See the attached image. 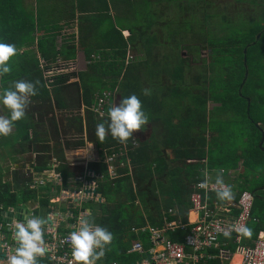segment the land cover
<instances>
[{"label":"trees","instance_id":"1","mask_svg":"<svg viewBox=\"0 0 264 264\" xmlns=\"http://www.w3.org/2000/svg\"><path fill=\"white\" fill-rule=\"evenodd\" d=\"M36 1L40 5L51 0ZM61 1L71 7L67 15L77 21V35L40 36L48 29L39 6L36 16L23 0H0V91L8 97L1 103L16 128L9 137L19 142L21 153L42 157L38 171L57 165L62 177L61 185L47 180L45 186L33 189L30 173L14 171L10 181L0 183V233L7 229L9 218L23 217L29 201L40 199V208L30 210L38 218L51 211L50 199L58 195H51L55 189L58 193L83 189V169L72 166L66 151L90 143L119 153L121 139L130 142L137 137L135 128L124 126L121 136L115 129L114 121L126 115L135 118L141 132L145 122L156 124H148L151 131L136 138V147L121 151L114 163L116 177H111L104 161L93 166L97 176L88 182L96 183L94 199L82 208H91L106 241L107 254L99 264H135L142 257L131 248L139 241L146 249L147 233L135 234L133 227H161L177 219L186 223L189 199L204 166L213 181L218 169L235 170L242 161L243 178L258 176L253 186L264 185V14L252 20L248 16L250 22H240L237 29L227 15L228 7L235 6L241 20L249 12L244 9L254 2L221 0L207 13V0ZM158 5L167 6L160 10ZM169 7L175 13H169ZM126 12L128 29L121 21ZM169 14L174 19L163 21L162 16ZM220 18L222 28L233 30L226 37H213L200 28L203 20ZM159 27L166 31L165 43L154 32ZM123 28L132 34L127 39ZM154 39L161 41L162 49ZM36 45L44 65L33 50L21 52ZM80 50L87 65L74 72L69 63L77 61ZM203 52L206 56L201 58ZM17 97L25 100L18 102ZM209 103L213 106L208 110ZM96 108L107 117L100 118ZM56 110L64 114L62 123ZM199 192L203 197V190ZM253 195L255 217L257 200L261 201ZM98 197L103 201L97 202ZM207 198L212 201L218 195L209 193ZM64 208L63 212L74 211L70 222L75 223L80 209L72 202ZM174 208L175 214L168 216ZM249 227L252 234L245 233L244 246H250L260 232L257 223ZM209 264L218 262L213 259Z\"/></svg>","mask_w":264,"mask_h":264},{"label":"built area","instance_id":"2","mask_svg":"<svg viewBox=\"0 0 264 264\" xmlns=\"http://www.w3.org/2000/svg\"><path fill=\"white\" fill-rule=\"evenodd\" d=\"M103 100L100 101V107ZM99 115L103 114L102 109H96ZM204 180L195 185L196 191L189 199L190 208L188 210V220L185 223L181 219L166 222L162 229H152L146 227L140 229L142 232L148 230L147 248L141 242L136 241L131 248L132 252L140 254L142 257L135 264H209L210 260L216 259L220 264H264V238L259 237L251 248H234V253H230L228 245L239 243V237L244 232L246 222L253 204V197L244 192L237 202L228 199L230 189L220 182L209 181V175L205 173ZM199 190H203L201 197ZM214 193L224 195L209 201L207 195ZM82 195V193L80 194ZM81 200L79 195L76 197ZM72 204H77L76 199H72ZM176 211V210H175ZM237 211L238 216L234 213ZM193 213L194 219L190 218ZM35 217L34 215H30ZM21 220V219H20ZM23 221V220H21ZM16 223L15 217H11L7 222L8 228L22 226ZM31 230L30 226H25ZM138 232V230H136ZM84 235L81 228L76 233L59 235L56 229L47 232V239L44 245L36 243L28 247L26 243L10 244L3 232L0 234V264H17L19 256H24V264H32L34 256L39 257L47 252L48 260L42 264H97L93 258L100 249L103 239L98 234ZM186 232V234H185ZM176 237V238H174ZM91 239L96 241V244ZM216 252L212 255L210 252Z\"/></svg>","mask_w":264,"mask_h":264},{"label":"crops","instance_id":"3","mask_svg":"<svg viewBox=\"0 0 264 264\" xmlns=\"http://www.w3.org/2000/svg\"><path fill=\"white\" fill-rule=\"evenodd\" d=\"M23 4L24 7L27 10H33L34 14L37 16L38 14V6L41 12V19L43 22V25L45 28L48 29L47 33H43L40 36H45V37H53L55 35H58L59 37H67L70 35H77L78 34V23L77 21L74 22L73 20H71V18L67 15V12L71 11V7L69 6H64L65 2H62L61 0H51V1H45L42 2L40 5L37 4L36 0H23ZM61 17V19L59 20V17ZM58 21L61 22L58 23ZM62 27V29H60L59 31H54L53 29L56 27ZM125 34V33H124ZM123 34V36H124ZM33 50L36 54V59L39 58L42 62V64L44 65V61L38 51V47L37 45L31 48H24L23 50H21V52L23 51H30ZM79 64H83L84 67L82 70H85L86 68V61H85V57H84V53L83 51H79L78 53V59L76 62H74L73 66L74 68H76ZM76 71V70H75ZM74 71V72H75ZM2 93L0 91V117L3 116L6 118V113L5 110L2 106L1 101L4 98H8V97H2ZM3 119H0V167L2 168V170H0V183H5L6 181H10L14 171H24V172H28L32 175L34 182L33 185L31 187L33 188H39L40 186H45L46 184H48V181H46L48 179V173L49 172H42L38 171L36 168H38L40 165L39 163L40 160L42 159V157H40V155H38L36 152H24L21 153V145H19V142H15L13 139H11L9 136L11 134H13L14 132H16V129L12 128L11 123L7 121V119L5 121H3ZM12 129V130H11ZM88 148L89 149H93L92 145L90 143H88ZM97 152V153H96ZM96 155V157H98V150L94 152ZM73 154L72 151H66V156L68 161L69 157ZM21 159V160H20ZM80 159V158H79ZM20 160V161H18ZM78 159H74V161H77ZM88 161L89 163L92 161L91 160V156H89V158H86L84 161ZM241 162L239 163V167H238V171L237 170H232V173L228 176H222L219 178L220 181H226L228 184H231L232 188L237 192L239 188L242 189H247V190H251L254 191L260 198L259 200L261 201V203L258 202V209H257V214L254 218H256L258 220V225L260 227V231L263 233L264 235V185H258L259 182L257 183V186H253V181L256 180L258 178V176L254 177L252 175H249L246 179L243 178V176L241 175ZM95 165L92 164V167H90V170L92 168H94L93 166ZM101 165V163H99V166ZM97 171V169H95V172ZM237 171L236 174H234L233 172ZM92 177L90 179L95 178L94 176V171L92 170ZM240 173V174H239ZM2 175V176H1ZM51 175V174H49ZM40 179H43V181L41 182V184H38V181ZM94 182L91 181L89 184H86L88 189H90L91 191H95V186H93ZM95 184V183H94ZM75 191V190H72ZM72 191H60V193H58V190L55 189L53 194H58L55 197H52L50 199V202L57 208V210H59L60 213H63L64 206L68 205V202L70 200H72L73 198L77 200V205L78 207H80V209H84L82 207H84L85 205L83 203L86 202H90L92 199H94V195L92 198H88L84 201H80L78 200L76 197L77 195L75 193H72ZM99 198V197H98ZM40 199H38L37 201H33L32 203L35 204V209L36 208H40ZM54 200H58L56 202H53ZM98 200V199H97ZM28 204V203H27ZM76 205V204H75ZM28 206V205H27ZM34 210V209H33ZM91 210L90 209H86V212H89ZM68 212H71L69 209L67 210ZM39 216V223L42 224L43 226L47 227L46 224V216L44 217V213L42 215H38ZM66 219V218H65ZM23 235V234H22ZM18 235L14 234L13 235V239L15 241H17ZM43 262H47V258L46 256L42 259H40L39 261H36V264H42ZM224 264H228L227 262Z\"/></svg>","mask_w":264,"mask_h":264},{"label":"rangeland","instance_id":"4","mask_svg":"<svg viewBox=\"0 0 264 264\" xmlns=\"http://www.w3.org/2000/svg\"><path fill=\"white\" fill-rule=\"evenodd\" d=\"M140 1L141 2L143 1L144 2V0H140ZM247 1L254 2L255 5H250L246 9H244V11H249V12H247L246 15H241V20H239V18H238V11L236 10L235 6L228 7V13H227V15H228L229 19L231 20L229 22L232 24V27H234L236 29L239 27V23L240 22H244V23L245 22H250L249 19H251V20L252 19H256L259 15L264 14V0H247ZM207 2L209 3V4H206V7L208 9V12L207 13L211 12V10H212L213 7L219 6L217 4L223 3V1H221V0H207ZM166 6L167 5H158L157 7H158V9L163 10V9H166ZM125 10H127V9H125ZM168 12L169 13H171V12L175 13V10H173V8H170V10H168ZM254 15H258V16L256 18H254ZM248 16H249V19L247 18ZM61 17L62 16L59 17V20L61 19ZM121 17H122L121 18V21L123 22V26L125 27L127 25L126 28L128 29V26L130 25V23L128 22V18L130 17V14H128L127 12L126 13H122L121 14ZM262 17H264V16H262ZM168 18H173L174 19V16L172 17V16H170V14L168 16L167 15H163L162 16L163 21H166V19H168ZM220 23H222V19L221 18L220 19H217V20H203L199 24H200V28L201 29H203L208 35H212L213 37L214 36H216V37H222V36L223 37H226L231 31H233L230 28H228V29L222 28L220 26ZM248 25L249 24H247L245 26H248ZM163 26H171V23H165V24H163ZM126 28H123L124 32L122 33V36L125 33L124 34L125 39H127L128 37H130L132 35L130 32L126 31ZM141 30L142 31H145V28L142 27ZM154 32L158 36L162 37V40H163L164 43L166 42L167 36L165 35L166 34V31H165L164 27L154 28ZM135 37H137V36H135ZM147 37L152 38V36L150 35V32H147ZM154 40L156 41L157 45L159 47H161V45H160L161 44V41L159 39H154ZM161 49H162V47H161ZM185 53H186V51H185ZM130 54H131V52L129 51L128 52V55H130ZM205 56H206V53L204 54V52H203V54L201 55V58H204ZM201 58L199 56L198 57L195 56V59H196L197 63H200V59ZM128 59H130V58L128 57ZM69 64H74V62H70ZM83 67H84L83 64L81 65V64L78 63V66L76 68H74V67L73 68L69 67V68L72 71H75V70H80ZM69 72H71V71H69ZM74 80H71V81H74ZM23 100H25L23 97H17V101L18 102H22ZM212 106H213V104L209 103L207 109L209 110ZM56 116H57V119L59 121H61V123H62L63 122V119H64V114L62 112H60L59 110H56ZM113 116L114 115L110 116V118H112ZM99 117L100 118H104V117H107V115H106L105 112H103V114H100ZM3 118H4L3 121H5L7 119V121L11 123V125H12L11 127L14 128V129H16L15 126L12 124V120L7 116V114H6V118L3 117V116L0 117V119H3ZM142 119L143 120H146L145 117H143ZM134 120H135V118H131V117L127 116V115H126V118L125 119L123 117V120H121L119 122L115 120L114 121V125L116 126L115 129L118 131V134L121 136L122 128L124 129V126H125L126 128H135V130H136V136H138V137L139 136L140 137H145L146 135L144 133H148V132L151 131V127L148 124H156V123H154V121L153 122H145L144 123L145 124V128L141 132L138 129V125L136 123L134 124ZM123 121L126 122V125H123ZM119 124H121V125H119ZM195 132L197 133L198 132V129H196ZM86 135H85V138H88V136H86ZM209 135H211V133H209L207 136H209ZM77 140H78V138H74L73 139V141H77ZM120 144L122 145V148L120 149L121 151L123 149H126V148L129 149V147L131 146V140L129 142V141H125V140L121 139V143ZM91 145H92V148L93 149H89L88 148V143H86L85 146L79 147V149H77V150H73L72 151L73 154L69 157V160H70V163L72 164V166L75 165V166L79 167L80 169L82 168L83 169L82 170L83 173L85 171H87L86 173H89L90 174V178L93 175L92 170L93 171L95 170L94 169L95 167L90 170V167H92V164L95 163L96 167H98L99 166V163H102L103 162V159H100L99 155H98V157H96L97 154L94 153L95 151L100 150V149L95 144H91ZM62 146L63 147L66 146L63 141H62ZM115 149H116V147H114V149H112V150H115ZM108 151L107 150H100V152L102 154H107V153H109ZM121 151L119 153L116 152V151H113V153L115 154L114 162L116 161L117 157L121 154ZM67 152H68V150H67ZM89 156H91V160H92L90 163L87 160L84 161L86 158H89ZM74 159H78V160L77 161H74ZM105 162L106 161H104V163ZM56 167H57V165H55V167L52 168L51 171L45 170V171L49 172L48 173V176L49 177H48L47 180H50L52 182V184H54V185H61L62 182H60V181H61L62 177H61V174H59L56 171ZM205 169H207V166H204L203 169H200V172L202 173V176H203V171ZM218 171L221 172V175L222 176H228V175H230L232 173V170L218 169ZM237 171H234L233 173L236 174ZM42 172H44V171H41V173ZM49 174H51V175H49ZM109 174L113 178L116 177V174L115 173L114 174L109 173ZM94 176H95V178L97 176V173H95V171H94ZM99 177L102 178L101 175H98V178ZM80 180H82V179H80ZM42 181H43V179H40L38 181V184H41ZM200 181L201 180H199V182ZM223 184H225V185L229 186V188L233 189L232 186H231V184H228L226 181H223ZM31 188H33V187H31ZM33 189H35V188H33ZM241 190H242V188H239L237 192H239ZM70 191H72V190H70ZM63 192H65V191H63ZM72 193H75V191H72ZM52 194L53 193H51V195ZM56 201H58V200H54L53 202H56ZM50 204H51V207H52L54 203L52 204L50 202ZM27 205L28 206H26V208H27L26 212L21 213V216H23V218L29 217L32 214L30 210L35 209V204H33L31 201H29ZM75 208L78 209V205L77 204L75 205ZM10 212H12V210H10ZM71 214L74 216V212H72ZM79 217H80V214L78 213L77 217H75V218H79ZM190 218H191V215H190ZM15 222L20 224L23 221H21L20 219H17V217H16L15 218ZM46 224H48L47 218H46ZM250 224H251V222H250ZM1 225L2 224H0V228H1ZM22 227L24 228L25 225H22ZM19 228H21V227L17 226V227H14V228L5 229L4 231L18 230ZM247 233L252 234V230L250 229V227L247 229ZM32 235H33L34 238H39V239H43L46 236V234H44V233H37L36 231L33 232ZM243 238H244V236H243ZM6 240H8V242L10 244L15 243L11 239H6ZM25 242L26 241L22 239V240H19L18 241V244H23Z\"/></svg>","mask_w":264,"mask_h":264},{"label":"clouds","instance_id":"5","mask_svg":"<svg viewBox=\"0 0 264 264\" xmlns=\"http://www.w3.org/2000/svg\"><path fill=\"white\" fill-rule=\"evenodd\" d=\"M124 37V36H123ZM125 38V37H124ZM71 66V68H73L74 66H73V64H70ZM100 104V103H99ZM98 104V105H99ZM100 106V105H99ZM102 107V106H101ZM97 109V108H96ZM95 109V110H96ZM99 114V113H98ZM100 116V115H99ZM124 124H126V122L125 121H123V125ZM145 135H146V133H144ZM138 137V136H137ZM136 137V138H137ZM140 137V136H139ZM136 138L135 139H132L131 140V146L132 147H136L137 146V141H136ZM264 144V143H263ZM263 144H262V146H263ZM264 148V147H263ZM125 150H127V148L126 149H123L122 151H125ZM109 152V151H108ZM99 154V153H98ZM114 158H115V154L112 152L111 154L110 153H107V154H105V158H104V160L103 161H106V164H108V168H109V172L110 173H112V174H114V173H116L115 171H116V167H115V165H114ZM73 166H75V165H73ZM238 169V168H237ZM236 169V170H237ZM95 171V170H94ZM87 171H85L84 173H82L83 174V179L85 180L86 179V181L84 182V187H83V189H81L80 191H75V194L76 195H79V197L81 198V200L80 201H84V200H86V199H88V198H92L93 197V195H94V192L95 191H91L90 189H88V187H87V185L86 184H89L90 182H88V179L90 178V174L89 173H86ZM208 172H209V169L207 168V169H205L204 171H203V176H202V179H201V181H203L204 180V175H205V173L206 174H208ZM96 173V172H95ZM220 177H222V175H221V172H219L218 170L215 172V178H214V180H213V182H220V183H223V181H220L219 180V178ZM95 183V182H94ZM93 186H95L96 187V183L95 184H92ZM228 188H229V186H228ZM230 189V193H229V195H228V199H230V200H233V201H235V202H237L238 201V199H239V197H240V195L242 194V193H244V192H247V193H249L252 197H253V204H252V208H251V211H250V214H249V219L247 220V222H246V226H245V230H244V232L242 233V234H240V235H236L235 237H239V243H237V244H233V245H231L232 247H231V249L232 250H229L230 251V253H234L235 251H234V248L236 247V246H238V248H251V247H253L254 246V244H255V242L258 240V238L259 237H261V238H264V235H263V233L260 231L258 234H257V236H256V238L254 239V240H252L251 241V245L250 246H244L243 244H242V241H243V236L245 235V233L247 232V227H248V224L251 222V223H258V220L256 219V218H254V216H252V210H253V206H254V195H253V193L254 192H252L251 190H247V189H242L241 191H239V192H235L233 189H231V188H229ZM95 190H96V188H95ZM82 193V195H80ZM233 195V196H232ZM224 195H220V194H218V198L219 197H223ZM98 200H97V202H102L103 200L101 199V198H97ZM69 202H72V200H70ZM189 208H190V204H189ZM76 209V208H75ZM78 209H80V207H78ZM86 209H90L89 207H87ZM86 209L85 210H82V209H80V217L79 218H77V219H75L76 220V222L75 223H72V222H70L71 221V219L72 218H74V216L71 214L72 212H74V211H71V212H68V211H66V212H64V214L63 213H60L59 212V210H57V208L55 207V206H52L51 207V211L50 212H48V213H44V217L46 216V218H47V220H48V224H47V227H45V226H43L42 224H40L39 223V216H38V218L35 216V217H31V216H29V217H26V218H20L21 220H23V224L22 225H25V226H30L32 229L31 230H28V229H26L25 227L23 228L22 226H19V227H21V228H19V229H21V232H19L18 230H11V231H3L4 233H5V236L8 238V239H11V240H13L15 243L17 242V241H19V240H25L26 242V244L27 245H29L28 247H22L24 250H27V249H29L30 248V246H34L36 243H41V244H43L44 245V241L47 239V237H48V235H47V232L49 231V230H51V229H56V231H57V233L59 234V235H66V234H73V233H76L77 232V230L79 229V228H81V230H82V232H83V234L84 235H87V236H93V235H96V228L99 230V232H98V234H99V236L103 239V243H102V245L101 244H99V247H100V249H103L104 251H98V253L93 257V258H91L90 260L93 262L94 260L97 262V264H99L98 262L103 258V257H105L106 256V254H107V252H106V241L104 240V238L100 235V232H101V228H100V226H98V224L96 223V222H94V220L92 219V210H88L89 212H86ZM176 210V208H174L173 209V211H170L167 215L168 216H171L172 214H175V211ZM234 215L235 216H238L239 215V213H237V211L234 213ZM65 217H67L68 218V220H66L65 219ZM187 220H188V216H187ZM172 222V221H171ZM184 222V221H183ZM165 223L166 222H164V224L161 226V227H155V226H148V227H151L152 229H162V228H164V226H165ZM147 227V226H146ZM146 227H143V228H146ZM143 228H141V229H143ZM7 229H8V227H7ZM136 230H138V232L136 231ZM37 232V233H44V234H46V236L43 238V239H39V238H34L33 237V232ZM131 231L133 232V233H135V234H139V233H147V239H148V236L150 235V232L148 231V230H145L144 232H142L139 228H136V227H133L132 229H131ZM2 232V233H3ZM2 233H0V234H2ZM14 234H16V235H18V238H17V241H15L14 239H13V235ZM23 234V235H22ZM92 240V242H94L95 244H96V241L94 240V239H91ZM24 244V243H23ZM39 254H41V256H39V257H36V256H34L33 258H32V264H36V261L37 260H40V259H42V258H44L45 256H46V258H47V260H48V257H47V252L46 253H44L43 255H42V253H40L39 252ZM0 258L1 259H3V256L2 255H0ZM218 262V264H220L219 263V261H217ZM17 264H24V256L23 255H20L19 256V260H18V263ZM113 264H115V263H113Z\"/></svg>","mask_w":264,"mask_h":264},{"label":"water","instance_id":"6","mask_svg":"<svg viewBox=\"0 0 264 264\" xmlns=\"http://www.w3.org/2000/svg\"><path fill=\"white\" fill-rule=\"evenodd\" d=\"M260 37H261V35H259L257 40H259ZM243 53H244V66H245V63H246V48L244 49ZM245 74L247 75V70L246 69H245ZM263 140H264V136H263ZM65 218H66V220H68L67 217H65ZM18 231L21 232V229H18Z\"/></svg>","mask_w":264,"mask_h":264},{"label":"bare ground","instance_id":"7","mask_svg":"<svg viewBox=\"0 0 264 264\" xmlns=\"http://www.w3.org/2000/svg\"><path fill=\"white\" fill-rule=\"evenodd\" d=\"M191 219H192V220L194 219V215H193V214H191Z\"/></svg>","mask_w":264,"mask_h":264}]
</instances>
